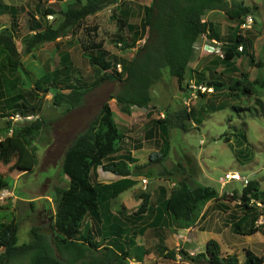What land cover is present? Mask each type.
I'll list each match as a JSON object with an SVG mask.
<instances>
[{"label":"trees","instance_id":"trees-1","mask_svg":"<svg viewBox=\"0 0 264 264\" xmlns=\"http://www.w3.org/2000/svg\"><path fill=\"white\" fill-rule=\"evenodd\" d=\"M54 2L56 4L62 2L60 9L44 8L38 2L34 13L29 12L28 20H25L23 25L18 23V7L0 3V16L7 15L10 18L9 27H0V55L4 56L3 60L5 59L9 70L19 68L21 56L32 55L44 44L55 43L71 35L81 27V23L87 17L94 16L113 5L118 17L117 34L112 43L121 51L132 50L133 54L130 59H116L104 48L102 42L82 44L81 49L86 55L84 58L101 73V76L92 83L79 84L76 80L71 81L69 76H63L70 73L72 63L68 54L59 51L57 55L60 56L59 65L62 67L42 76L34 86L35 91L26 92L27 98L23 94H18L10 99L1 100L5 109L0 108V119L5 120V129L0 128V134L6 135L5 133L9 132L10 141L9 145L0 144V160L4 165L13 161L12 169L22 173L32 172L37 163L34 142L43 129L44 120L38 116L36 120L18 122L14 125L8 117H13L14 114L27 116L36 113L38 108L28 103V98L38 97L36 91L52 94L54 106L76 107L81 104L88 92L101 83L119 82L120 90L112 99L119 112L129 116L132 108H148L152 100L150 91L154 84L163 81L164 71L167 70L169 76L176 80L179 89L184 91L183 99H187L190 91L186 83L187 70L195 59L196 43L209 30L206 22H203V17L208 11L223 12L229 20L236 22L235 27L226 29L227 41L223 43L220 49L221 57H216L214 61L217 65L213 67L227 65L232 68L234 64L232 62L236 58L246 56L250 65L264 69L261 59L254 60L250 52L251 43L240 31L245 19L253 18L256 7L246 6L242 2L230 5L226 0H152L149 6L142 7L143 17L138 25L129 22L130 8L120 6L118 0H54ZM47 16L55 18L54 24H47ZM20 26H23V29L19 30ZM89 31L86 29L88 35ZM92 31L96 36V29ZM16 38L19 39L21 53L18 51ZM142 40V45L137 47ZM118 64L119 71L116 68ZM247 76L243 73L242 80L235 79V84L240 86L244 81L245 91L255 84L264 86V78L250 82ZM61 77H66L67 81L64 82ZM202 81L198 80L197 83L205 84L213 91L223 86L218 80L204 83ZM62 85L65 89H61ZM232 88L229 87L231 91ZM65 90L68 92L63 93ZM199 94L203 96L202 93ZM98 112L87 128L73 139L64 153L61 173L68 178V185L66 189L56 188V206L50 224V234L46 235L39 227L33 226L30 229V241L19 245L17 243L19 222L15 219L0 222V264H19L23 260L28 264H129L130 258L140 262L148 254V250L136 246L135 240L137 236L143 235L148 227L187 229L195 224L208 201L218 199V193L214 188L199 184L192 186L188 178L183 177L167 197L163 195L161 206L156 209V219L152 223L146 225L142 223L143 225L137 229L144 217L154 210L151 209L149 192L139 194L140 203L128 216L113 214L112 201L137 184V181L132 179L136 177L134 169L140 171L147 165H137L130 152L119 154V146L125 136L116 125L109 103H103ZM164 113L166 116L154 122L158 128L159 138L164 141V153L156 155L159 161L163 160L169 151L166 138L169 128L180 127L186 132L185 122L193 117L192 112L187 111L185 107L176 109L171 114L169 111ZM172 119L176 120V124H171ZM150 131L148 135L151 139L155 134H151ZM159 161L150 158L152 163ZM99 168L115 178L113 182L108 184L93 182ZM180 168L181 170L177 171L183 172L184 176L185 167L181 165ZM160 175L174 176V172L164 170ZM7 188L5 177L0 175V192ZM236 199L239 200L238 210L242 217L233 222L231 227L233 232L239 236H251L263 229L264 225L259 226L257 220L264 211L258 209L255 202L261 199L260 203L264 209V193L260 192L259 183L247 182L242 187L240 195L235 192L231 194V200ZM30 208H34L33 202H30ZM180 254L195 264L199 262L240 264L236 255L223 257L219 244L214 240H209L205 252L195 257H190L185 251H181ZM165 255L172 260L175 258L173 251ZM243 264H264V260L263 257L245 251Z\"/></svg>","mask_w":264,"mask_h":264},{"label":"rangeland","instance_id":"rangeland-1","mask_svg":"<svg viewBox=\"0 0 264 264\" xmlns=\"http://www.w3.org/2000/svg\"><path fill=\"white\" fill-rule=\"evenodd\" d=\"M38 2L44 8L50 7L55 10L60 9L62 4V2L56 4L54 0H0L1 4L5 3L4 5H13L19 8L17 19L21 25L25 20H28L29 12L34 13ZM151 2L152 0H118L120 6L130 8L131 15L128 20L136 25L143 17L142 7L149 6ZM226 2L230 5L242 2L250 7L258 6L252 21L245 22L246 26L248 24L250 26L241 28L240 31H242L243 37L251 43L250 52L253 54L254 60L261 59L264 64V0H226ZM204 16L203 20L206 18L207 21L220 26L219 30L224 31L220 32L223 38L227 36L226 29L236 25L235 21L229 20L220 11H208ZM117 17L115 5L94 16L87 17L81 23V27L71 35L58 40V42L44 44L32 55L21 56L20 66L17 69L9 70L5 59L3 60L4 56L0 55V76L2 78L0 81V108H3L2 101L5 99H10L18 94L25 95L29 90H34V86L42 76L62 67L59 65L60 56L57 55L59 51L68 54L72 63L70 73L63 76H69L71 81L76 80L79 84L81 82L92 83L101 76V73L84 58L86 55L81 49L82 44L88 45L92 41L102 42L104 48L116 59H130L133 54L132 50L121 51L112 43V39L117 34ZM54 20L55 18L50 16L46 18L47 24H54ZM9 23V16H0V27H9ZM21 28L23 29V26H20L19 30ZM86 29L90 30L89 35ZM92 29H96V36ZM24 32L26 33V28ZM142 43L143 40L137 44V47ZM16 45L21 53L18 38H16ZM217 54L215 53V56L208 52L200 56L196 54V59L190 63L187 70L186 83L190 89L187 99H183L184 91L179 89L176 80L170 77L165 70L164 82L154 84L150 91L152 100L148 108H132L134 111L130 112L129 116L120 113L112 99V96L120 90L119 82L105 81L101 83L100 86L88 92L81 104L76 107L54 106L53 95L40 91H36L38 97L28 98V103L38 108V111L27 116L16 114L21 119H18L15 114L8 119L11 118L12 120H10L15 125L18 122L26 121L25 117L31 121L36 120L38 116L43 118V129L34 142L37 163L32 172L22 173L17 169H12L13 161L4 165L0 160V175L5 177L8 184V188L0 192V222H8L13 219L19 222H17L19 224L17 243L20 245L30 241V229L33 226L39 227L41 232L46 235L50 234V224L56 206V188L66 189L68 185V178L61 173L64 153L73 139L83 132L96 117L105 102L109 103L116 125L125 136L119 146V154L130 152L131 156L136 159L137 165H147L140 171L134 169L136 177H132V179L138 182L112 201L113 214L128 216L139 205L138 196L141 192L150 194L152 188L158 185H162V190L166 192L170 188H174L180 179L186 177L192 186L199 184L219 191L222 197L220 200L229 204L235 218L242 217L241 213L235 212L233 207L235 202L231 200V194L235 192L240 195L244 179L247 182L257 181L260 185V192L264 193V86L255 84L245 91L246 83L243 81L238 86L235 84V79L241 81L243 73L248 75L247 79L250 82L258 78L262 79L264 78V69L250 65L246 56L236 58L232 62L234 63L232 68L227 65L213 67L217 65L214 61V57H218ZM200 58L203 59L200 60ZM116 68L120 69V65L118 64ZM66 77H61V79L66 82ZM198 80H203V83L218 80L223 83V86L217 91L205 92L202 96L199 94L201 91L195 93L194 90L200 84V82L197 83ZM203 85L205 86V84ZM229 87H233V91ZM61 89H65V87L62 85ZM67 92L68 90L63 91V93ZM25 98H27L26 95ZM184 107L187 111L192 112V120L185 122L186 132L180 127L171 126L169 128L168 136H166L169 151L167 156L159 161L156 159L157 153L154 152L159 147H156L154 143H161V141H159L158 128L154 122L157 121L160 113L166 116L164 111H169L171 114L176 109ZM150 112L151 116L146 117V114ZM4 122L5 120L0 119L1 129H5ZM171 122L172 125L176 124L175 119H172ZM149 130H151V134H155L151 139L148 135ZM5 134H0V144L10 141L8 140L10 133ZM150 158L159 162L152 163ZM181 165L186 170L184 176H182L183 172H178L181 170ZM164 170L173 171L174 176H161L160 173ZM233 170L244 179L228 184L224 180V174ZM146 174L149 176H143ZM114 179L99 168L93 182L108 184ZM142 179H146V183L142 182ZM174 181L176 183L173 186ZM159 193L162 191H153V194L158 195ZM235 201L239 202V200ZM30 202L34 203L33 209L30 208ZM255 202L258 204H256L258 209L264 211L263 204L260 203L261 199H257ZM224 213L226 212L223 211L208 218L206 215L202 217L201 222L204 221L206 224L212 225L213 221H216V225L220 229L216 230L215 237L218 236L221 254L226 257L231 249L226 246V235L229 229L226 228L227 225L223 224ZM143 221L138 224L137 229L144 223L146 225L145 218ZM257 224L264 225V214L258 218ZM263 231L260 229V233L255 236L251 235L252 237L241 236L242 238H240L237 236L241 242L237 250L241 251L240 248L243 245L246 248L248 244L253 243L252 247L247 248H251L256 253L261 252L263 249L258 247L260 245L258 243L264 242ZM186 233V229L165 228L161 235L157 232L155 236H152L148 231L146 235L143 234L144 236H137L136 246L148 250V254L140 262L130 258L129 264H195L180 254L181 251H185L190 257L197 255L196 251L191 249L193 244ZM170 251L175 253L173 260L165 255ZM162 252L163 255H161ZM262 254L264 260V253ZM19 264L28 263L23 260ZM197 264H201V262Z\"/></svg>","mask_w":264,"mask_h":264},{"label":"crops","instance_id":"crops-1","mask_svg":"<svg viewBox=\"0 0 264 264\" xmlns=\"http://www.w3.org/2000/svg\"><path fill=\"white\" fill-rule=\"evenodd\" d=\"M255 7H256V9H258V6L257 5ZM213 12H215V11H213ZM203 22H206V24L209 27V30L207 31L206 34L202 35V37L198 40V42L196 44V54H198L199 56L202 55V54L203 55L205 54V51H203V49H205L206 45L209 46V47H215L216 49L220 50L221 47H222V45H223V43L227 41V37L226 38H223L221 36V33L220 32H224V31L219 30V27H220L219 25H216V24L212 23L211 21H207L206 18L203 20ZM210 27L212 29H210ZM234 27H235V25H234ZM196 54H195V56H196ZM212 54L215 56V53H212ZM217 55H218V57H220L219 54H217ZM214 58L217 59L216 57H214ZM201 59H203V58H200V60ZM133 111L134 110H132V112ZM150 116H151V113H147L146 114V117H150ZM163 117H164L163 113H160L159 118H163ZM159 141H161V143H157V142L154 143L156 147H159L157 150L154 151L157 154L164 153L163 152L164 151V141H162V139H160V138H159ZM142 165H144V164H142ZM233 171H231V172H233ZM234 172H236V171H234ZM175 183L176 182L174 181L172 185L174 186ZM227 183L230 184V183H235V182H227ZM161 186L162 185H158L157 187L152 188V193H150L151 194V196H150L151 197V209H154V210L151 211V212H149L144 217L146 224L152 223L156 219V216H157L156 209H157V207H160L161 206V201L163 200L161 197H163L164 194L167 197L168 196V192L170 193V190L172 189V188H170L169 191H168L164 187L167 190L166 192H164L162 190V187ZM243 186L244 185H242V187ZM156 190H160V191H162V193H159L158 195L153 194V191H156ZM217 192H218V199H215V200L213 199V200L208 201L204 205L203 209L201 210V213L199 215V218L197 219V221L195 222V224L186 229V231H187V233H186L187 234V237L191 239L192 244H193V246L191 247V249L196 251L195 254H199V253L205 252L206 244H207V242L209 240H214V241H216L219 244V242H218L219 239L217 238L218 236L216 235V237H215V233H216V230L218 231L220 229V227H217L216 221H213L212 225H209V224H206V222H204V221L201 222V219H202V217H204L206 215H208L207 216V218H208V217H210L212 215H216V214H219V213H221V212L224 211L226 213H224L225 215H224L223 224L227 225L226 228L229 229L228 232H227V235H226V246H228V249H231L228 252L229 254L227 256H229V255H236L238 257V259H239V263H242V264L244 262V254H245V251H250L251 253H253V255H256L258 257H262L263 256L262 253H264V242L263 241H260L258 243V244H260L258 247H260V248L262 247V249H263V250H261V252L256 253L251 248H247V247H252L254 245L253 243L248 244L246 248L243 245V247L240 248L241 251H238L237 250V247L238 248L240 247V244H241L240 238H242V237L240 236V238H238L237 236H239V235L235 234L233 232V229L231 227H232L233 222L238 221L240 217L235 218L234 212L232 211V208L229 206V204H227V202H223V201L220 200V198H222L221 197V194L219 193V191H217ZM224 195H227V194H224ZM224 195H222V196H224ZM237 195H239V194L237 193ZM224 200L226 201L227 199H224ZM233 201L235 202L234 205H233V207L235 208V212L237 213V212H239V210H238L239 209L238 208L239 202L238 201H235V200H233ZM168 228H170V227H168ZM164 230H165L164 227L162 229H158V228L157 229H149L148 228V230L145 232L144 235H146L148 233V231L152 234V236H155V233H157V232H159V234L161 235V234L164 233ZM263 230H264V228H263ZM166 231H168V230H166ZM259 233L260 232H256V234H254V236L255 235H258ZM144 235H142V236H144ZM142 236H140V237H142ZM249 237H252V236H249Z\"/></svg>","mask_w":264,"mask_h":264},{"label":"built area","instance_id":"built-area-1","mask_svg":"<svg viewBox=\"0 0 264 264\" xmlns=\"http://www.w3.org/2000/svg\"><path fill=\"white\" fill-rule=\"evenodd\" d=\"M252 21V17H247L246 19H245V21H244V23L241 25V27L240 28H248L249 26H250V24H248L247 26H246V24H245V22H247V23H250ZM119 68V67H118ZM118 71L120 70V69H117ZM202 92H204V88H199ZM17 116V118H18V115H16ZM18 119H21V117H19ZM224 180L225 181H227V182H238V180L239 181H241L242 180V178H241V176L239 175V173H237V172H229V173H226L225 175H224ZM142 182H144V183H146V179H142Z\"/></svg>","mask_w":264,"mask_h":264},{"label":"clouds","instance_id":"clouds-1","mask_svg":"<svg viewBox=\"0 0 264 264\" xmlns=\"http://www.w3.org/2000/svg\"><path fill=\"white\" fill-rule=\"evenodd\" d=\"M47 17H49V16H47ZM51 17V16H50ZM197 44V43H196ZM207 46V45H206ZM198 47V46H197ZM207 47H209V46H207ZM213 50L212 51H208V50H206V49H203V51H205V52H208V53H218L219 55H220V57H221V52H220V50H218V49H216L215 47H211ZM195 50H196V45H195ZM199 88H204L205 90H204V92H202ZM195 93H198L199 91H201V93L202 94H204L205 92H212L213 91V89L211 88V87H208V86H204V85H199L198 87H196L195 89ZM12 118V117H11ZM25 118H27V119H25L26 121H31V119H28V117H25ZM12 120V119H11ZM229 173V172H228ZM226 174V173H225ZM224 174V175H225ZM240 175V174H239ZM241 176V175H240ZM241 178H243L244 179V177H242L241 176ZM247 183V181H245V179H244V184L243 185H245Z\"/></svg>","mask_w":264,"mask_h":264},{"label":"water","instance_id":"water-1","mask_svg":"<svg viewBox=\"0 0 264 264\" xmlns=\"http://www.w3.org/2000/svg\"><path fill=\"white\" fill-rule=\"evenodd\" d=\"M205 49H207L208 51H212L213 49L211 47H205Z\"/></svg>","mask_w":264,"mask_h":264}]
</instances>
